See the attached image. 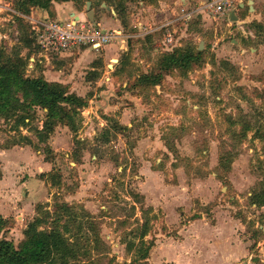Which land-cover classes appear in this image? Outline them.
Masks as SVG:
<instances>
[{
	"label": "rangeland",
	"instance_id": "rangeland-1",
	"mask_svg": "<svg viewBox=\"0 0 264 264\" xmlns=\"http://www.w3.org/2000/svg\"><path fill=\"white\" fill-rule=\"evenodd\" d=\"M158 1L144 4H140L143 3L141 1L126 2L125 10H121L122 12L117 0L111 2L110 6L103 3L111 9L110 11L103 7V4H97L101 0H97L94 7L91 6L95 12V20H100L102 16L109 20H118L120 24L118 30L125 36L133 37L128 41L127 48L117 50L118 48L115 47L116 55L107 60H104V51L99 49L96 52L91 49L95 51L94 61L102 63L95 67L93 64L89 66L96 70L86 71L87 74L84 76L86 81L79 80V86L75 87L82 94L87 89L86 93L92 95L91 101L94 103L102 101L105 106L95 108L99 116V118L94 116L95 120L90 119L84 115L85 111L83 112V128L78 134L79 139L83 138V145L76 146L74 135L70 132L69 134L62 132L65 129L61 127L62 130H59L55 139L56 154L46 152L44 144H40L38 149L30 147L29 154L32 159L28 163L29 169H33L34 173L29 171V174L41 178L40 175L44 173L45 177L42 178H46L48 184H51V175H59L61 186L51 187L54 194L48 198V201H44L43 198L39 203L34 200L36 197L33 193L30 194V199L23 198L21 193H17L12 201L0 202V211H2L0 213L9 219L13 218V226L3 236L15 246L23 240V232L33 220L32 210L35 211L39 204H49L50 209L53 210L56 200L67 202L68 199L67 203L74 205L76 212L79 213V208L84 206L72 196L83 183L88 190L107 192L108 196L112 197L110 202L116 207L114 214L131 216L132 210L129 205L132 200L145 204L137 193L141 186H148V183L144 184L145 174L151 169L157 171L162 184L166 187L189 188L200 196L204 194V203L207 206L201 209L207 211L209 216H211L210 211L216 207L222 211H229L241 225L237 229V240L238 246L243 247L244 257L238 264H264V207L251 205L253 193L264 187V50L257 53L250 51V48L258 50L262 48L264 30H260L258 35L251 30L253 37L240 34L234 36H242V43L245 45L243 48L246 50L243 54L240 49H236L237 52L233 49L230 55L218 57L212 48L216 34L204 33L207 30L200 31L199 26L202 25L203 16L211 20L214 26H219L218 34H225V41L229 43V47L232 35L225 30L226 22L222 23V19H216L209 14L200 15L191 23L189 34L182 39L179 46H191L200 51L198 47L203 42L205 46L202 51L205 52V57L200 65L194 66L187 77H181L179 72L173 71L164 76L161 85L134 89L136 74L140 75L143 71H149L151 74L159 73L158 59L162 53H165L155 51L157 48L155 45L163 37L162 34L141 35L140 30L133 28V23L137 21L144 22L147 29L165 22V20H151L149 17L151 12L144 10L149 5L160 7ZM189 2L192 4V1ZM16 3L17 0H0V45L8 48H12L19 38L15 16H23L24 21H29V16L17 13ZM69 3L76 10L75 12L83 17L86 16V5L82 11H78L72 2ZM170 4L173 12L179 10L183 3L181 0H170ZM66 12L68 15V11ZM67 15L61 17L62 21L69 19ZM58 19L59 17H56L53 20ZM195 30L203 33L198 37L193 33ZM107 46L114 47V44ZM59 56L51 57L58 63ZM51 57L49 56L50 60ZM127 57L131 65H139V73L131 74L130 77L128 71L116 75L115 70L120 69L119 61ZM138 60L144 62L140 64ZM31 62L34 64L33 61ZM147 65H150L149 68ZM142 66L146 69H142ZM128 69L131 72L133 68ZM94 103L91 102V106H95ZM109 106L113 112H109ZM122 107L132 109V115L127 117L125 122L131 123L133 128L123 134L112 135L111 142L105 143L101 138L104 131L101 125L104 123L101 120L104 119V112L109 113L107 115H111L110 117L120 124ZM37 117L33 125L42 127L45 119L43 112L38 111ZM106 124L108 125V121L103 126ZM247 127L251 130L244 138L243 132ZM10 128V125L0 119V146H9L19 138V135L10 131ZM22 134L32 138L38 145L34 133L24 129ZM90 134L94 140L89 138ZM153 142L156 144H152ZM93 154L97 155L98 161L91 160ZM14 157L17 162L26 161L25 155L15 153ZM85 157L95 163L84 161ZM102 160H109L112 164L104 163L106 169L101 172V168L96 166H101ZM3 163L8 166L5 160ZM85 164H91L92 167L84 168ZM94 170L95 174L92 173ZM180 175L181 180H179ZM8 177L9 181L4 192L8 197H13V193L20 191L23 184H15L10 173ZM36 183L41 182L34 180L24 187L32 191V186ZM209 191H213V196L208 194ZM128 194L132 198L130 201L123 197ZM105 199L106 196L103 197L102 202ZM194 204L198 207L200 201H194ZM14 207H17L16 211ZM23 208L24 212L19 214L18 209L23 210ZM20 215L24 216V220L14 221V218ZM35 216L36 212H34ZM94 217L103 237L100 216ZM130 223L132 227L138 222L135 220ZM139 229L135 227L129 234L124 233L122 240L128 244L132 243ZM104 241L107 250L98 254L112 256L108 259L98 258L95 264H125V261L120 263L116 259L118 255L114 252L118 248L109 240L104 239Z\"/></svg>",
	"mask_w": 264,
	"mask_h": 264
},
{
	"label": "crops",
	"instance_id": "crops-1",
	"mask_svg": "<svg viewBox=\"0 0 264 264\" xmlns=\"http://www.w3.org/2000/svg\"><path fill=\"white\" fill-rule=\"evenodd\" d=\"M189 1H192V4H190ZM202 1L205 0H185V2L181 0L183 4H181L180 7L184 5H186L187 7H193L194 5ZM158 3L160 4V7L157 5H149L145 7L144 10H149L151 12L149 17L153 21L165 20L163 24L158 25L162 26L168 23L177 14V12H179L180 9L173 10L172 12L171 9L173 8L171 7L170 0H159ZM69 4L71 3H54L56 17H59L58 20H62L61 17L63 15H67L66 11H68V18H71L74 14V16L83 18V16H81L78 12H75L76 10H74V8ZM239 5L241 11L237 13L238 21L245 22L244 26L246 30H249L248 27L254 21L258 23H264V0H241ZM33 13L41 18L47 17V13L41 12L37 9H35ZM117 21L118 20H109L105 16H102L100 20L97 19L94 23H97L104 30L120 31L118 30L120 29V24ZM221 22H226L225 30L230 35H232L230 40V47L229 43H226L225 41V34H218L219 26H214V24L211 23V20L207 19V17L203 16L202 25L199 26L200 31L207 30L204 33L214 32V34H216V41H214V45L212 47L213 51L216 52L218 57L222 55L225 56L226 54L230 55L233 49L235 51L236 49H240L242 54L246 52V50L243 48V40L241 39L243 34L239 30L237 24H232L225 18H222ZM141 23L142 26L147 29V25L144 22ZM150 27L153 28V26ZM155 27L156 25L154 26V28ZM200 31L195 30L193 33H195L196 36L199 37L203 33ZM139 32V34L141 35L144 34V31ZM156 33L158 32H151L147 35H155ZM187 34H189V32L183 30L180 31L178 36L182 41V39L186 37ZM239 34L242 36H238L239 38L234 37ZM162 36L163 37H161V39L157 42L158 44L155 45L157 47L155 51H158L160 53L166 51L165 45H163L164 34ZM198 42L200 43L201 41ZM115 47L118 48V45H114V47L107 46L101 49V51H104V60H107L111 56L116 55L117 51H114ZM261 47L262 48L260 50L250 48V51L255 53L262 52L264 50V44H262ZM117 50H119V48ZM95 51L97 52L98 50ZM95 51L89 48L76 49L73 50L72 53H64L61 56L58 55L60 58V61H58V63H56L57 61H55V58H51V60L45 59L40 54L32 57L30 61L34 60L35 62L37 58L40 59L41 65L40 67H38L40 69L38 70L37 74H42L47 81L68 85L71 88L72 92H75L81 97H86L89 94L86 93L88 92V90L85 89L86 92H83L82 94L76 90L75 86H79V80L86 81V78L84 76H86L87 74L86 71L91 69L89 68V66L94 63ZM138 61L140 64L144 62L142 60ZM31 66L33 67L31 68ZM149 66L150 65H147V68H149ZM142 67V69H146L144 68L145 66ZM30 68L34 69V65H30ZM131 68H133V74L139 73V65H132ZM95 70L96 69H94V67L91 69V71ZM128 71L130 70L128 69ZM148 73L149 71H143V73L141 74ZM140 75L136 74L134 76V80L136 78H139ZM91 102L94 103L93 101ZM91 102L88 109L85 110L84 115L90 117V119L93 118V120H95L94 116L99 118L95 108L97 109L99 108V106L102 108V106L105 105H103L104 102L100 101L94 103L95 106H91ZM108 110L109 112H113V109H111L110 106ZM131 110V108L122 107V114L120 118V120H122V123L120 124L124 127H128L129 130L133 128V125L128 122L126 124L125 120L127 117H130V115H132L131 112L133 111ZM107 114L109 113L104 112V119H101L102 122H104L101 123L104 129L108 126L107 124L106 126H103L107 121L106 119L111 118V115ZM177 117L179 118V116ZM64 129L65 130H63L62 132L69 134V129L66 127H64ZM59 130H62L61 127L60 129L59 127L56 128L55 132L50 136L48 141L49 147L51 146L50 148L55 154L57 153L55 149V139L56 135L59 133ZM91 134L93 135V133ZM91 134L89 135V138L94 140ZM30 139L33 141L32 138ZM152 144H156V142H153ZM6 147L8 146H0V202L6 203L7 201H12L15 194L17 193H21L23 198L26 197L28 199H30V194L33 193V196L36 197L34 198V200H37V202L39 203L43 201V198H45L44 201H48V198L54 194V190L51 189V184H48L46 178L43 179L29 174V171L33 170L29 169V163L32 159L29 153L31 152V149L35 148H32L33 146L30 145H9V148ZM15 153L21 156L25 155L26 161L24 162L20 160L19 162H17L16 158L14 157ZM39 154L41 153L39 152ZM98 159L99 158L96 154L92 155L91 160L98 161ZM4 160L6 161V163H8V166L3 163ZM84 161H88L92 164L95 163L89 161V159L87 160L86 157ZM102 162L103 163L101 166H96L101 168V172L106 169V166L103 165L104 163L106 165L112 164L109 160H102ZM91 167V164L84 165V168L89 169ZM147 172L148 173L145 172L146 182L144 184L148 183V186H141L140 191H138L137 193L145 202L144 205H142V202H135L134 200H132L130 194L123 195V197H125V199H127L128 201L132 200V203H130L129 205V208L132 210V215L129 217L123 214H114L113 212L114 210H116V207L112 204V202H110L112 201V197H109L107 192H102L101 190H98L97 192L90 189L88 190L83 182V185L80 186V188L72 196V198L75 199L79 204H82L85 210L90 214L94 216H100L99 219L102 222V236L104 237V239L109 240L114 244L115 247L118 248L114 252V254L116 253L118 255L116 257L118 262L121 263L125 261V264H143L144 260H140L141 258L137 252L141 241L154 243V246L150 250L148 258L145 261L147 264H238L240 262V260L244 257V251L242 249L243 247L238 246L239 242L237 240V229L241 225L238 223V220L234 218V216L230 215L229 211H222L219 207H216L214 210L210 211L211 216H209V214H207V211L201 209L207 206L204 203V194L203 196H200L199 194H197V192L190 191L189 188L184 189L177 187H166L164 186V184H162L157 171H153L150 169ZM8 173H10L11 179L15 184H23L20 191L13 193V197H8L7 193L4 192L6 191L5 186L9 181ZM32 173H34V171H32ZM92 173L95 174V170L92 171ZM43 174H41L40 176H42ZM34 180H38L41 183H36L35 186H32V191L25 189L24 185L27 186L28 183H31V181ZM179 180H181V175ZM46 194L48 195L47 197ZM208 194L213 196V191H209ZM104 196H106V199L102 202ZM66 200L68 202V199ZM197 200L200 201V205L198 207L197 204H194V201ZM24 202L26 203L25 200ZM14 208L16 211L17 207ZM7 210L11 211L12 209ZM19 211V214H22V212H24V208L23 210L18 209V212ZM123 211L126 212V210ZM34 212L35 211L32 210L33 215L31 219H33L34 217ZM0 216L3 218H7L3 215V213H0ZM23 218L24 216L20 215L15 217L14 221H23ZM135 220H137L138 223L134 224L131 227L130 222H134ZM145 223H148L149 228L146 235L143 236ZM135 227H137V229H140L138 235H135V238L132 239V243H135L134 250L133 252L129 253L127 251L128 242L122 240V236L124 233H126V235L129 234V232H131ZM104 234L107 235L104 236ZM109 256L112 255L109 254ZM134 260L137 261L133 263Z\"/></svg>",
	"mask_w": 264,
	"mask_h": 264
},
{
	"label": "trees",
	"instance_id": "trees-1",
	"mask_svg": "<svg viewBox=\"0 0 264 264\" xmlns=\"http://www.w3.org/2000/svg\"><path fill=\"white\" fill-rule=\"evenodd\" d=\"M114 1L101 0L97 4L106 3L110 6ZM135 1L154 3L156 0H117L120 11L125 10L126 2ZM69 2H72L78 11H82L87 2H92L94 7L97 0H17L15 8L20 15L29 16L33 9H37L47 13L46 19H54V3ZM22 17L15 16L19 32L18 42L12 48L0 45V119L10 125L11 132L19 135L11 146L30 145L38 149L40 144H44L45 151L52 154L48 141L58 127L68 128L74 135L75 145L82 146L83 141L78 138V134L83 128V112L88 109L92 95L81 97L72 92L68 85L47 81L42 74H37L41 65L38 58L34 62V69L30 68V60L39 54V50L34 46L31 25ZM248 29L258 35L260 30H264V23L254 21ZM158 33L163 35L164 31ZM164 52L157 63L159 73L141 74L135 79L134 89L161 85L164 76L173 71L179 72L181 77H187L192 68L200 65L205 57L204 51L200 52L191 46ZM129 60L127 57L119 61L120 69L115 70L116 75L128 71L127 67L132 66ZM97 62L94 61V67L102 63ZM131 72H127L128 77L133 74V71ZM38 111H42L45 116L42 127L33 125L38 118ZM106 120L108 126L101 135L105 143L111 142L112 135L117 136L129 131L128 127L122 126L112 118ZM24 129L34 133L38 145L22 134ZM250 130V127L244 129V138ZM221 159L223 161V158ZM50 180L52 187L61 186L59 175H51ZM251 205L264 207V187L253 193ZM79 209L78 213L74 205L57 200L53 210L49 204H39L35 209L36 216L26 226L24 238L18 246L3 236L13 226V220L0 216V264H95L98 258L108 259L109 254H98L107 250V245L101 237L100 226L94 221L95 217L84 207ZM144 227L143 236L148 232V223H145ZM134 244H127L129 253L133 252ZM153 246L152 242L141 241L137 252L140 260H144L143 264H147L145 261Z\"/></svg>",
	"mask_w": 264,
	"mask_h": 264
},
{
	"label": "built area",
	"instance_id": "built-area-1",
	"mask_svg": "<svg viewBox=\"0 0 264 264\" xmlns=\"http://www.w3.org/2000/svg\"><path fill=\"white\" fill-rule=\"evenodd\" d=\"M240 1L205 0L193 7L184 5L165 25L146 29L140 21H137L133 23V28L144 31L143 35L164 31L163 45H165L166 51L181 46V39L178 36L180 31L189 32L191 23L196 17L203 14L212 15L216 19L225 18L230 23L237 24L243 36L253 37L252 31L245 29V22L230 21V15L233 11L236 14L241 11ZM28 20L35 40L34 46L37 47L39 54L45 59H49V56L61 55L82 47L99 50L110 44L117 45V42H119L118 48L123 50L127 48L128 41L133 37L131 35L125 36L122 32L116 30H104L98 24L90 22L86 16L83 18L73 16L67 21H62L41 18L32 11Z\"/></svg>",
	"mask_w": 264,
	"mask_h": 264
},
{
	"label": "water",
	"instance_id": "water-1",
	"mask_svg": "<svg viewBox=\"0 0 264 264\" xmlns=\"http://www.w3.org/2000/svg\"><path fill=\"white\" fill-rule=\"evenodd\" d=\"M183 2H185V0H182ZM91 6H92V2H87V4H86V17H87V19L90 21V22H92V23H94L95 22V12L91 9ZM103 7H106V5L105 4H103ZM106 9L107 10H111L110 8H107L106 7ZM75 15V14H74ZM73 15V16H74ZM72 16V17H73ZM230 21L231 22H238V17H237V14H236V12L235 11H233L232 13H231V15H230ZM204 43L202 42V43H200L199 44V47H198V49L200 50V51H202L203 49H204ZM117 62V61H116ZM110 67H112V66H110Z\"/></svg>",
	"mask_w": 264,
	"mask_h": 264
}]
</instances>
